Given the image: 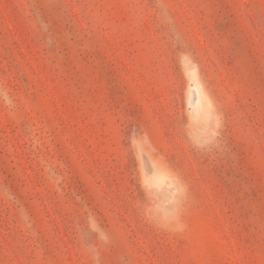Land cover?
<instances>
[{"label":"rangeland","instance_id":"obj_1","mask_svg":"<svg viewBox=\"0 0 264 264\" xmlns=\"http://www.w3.org/2000/svg\"><path fill=\"white\" fill-rule=\"evenodd\" d=\"M0 264H264V0H0Z\"/></svg>","mask_w":264,"mask_h":264}]
</instances>
